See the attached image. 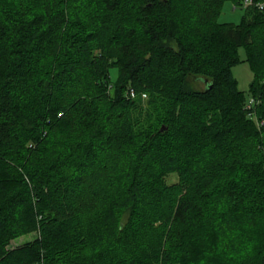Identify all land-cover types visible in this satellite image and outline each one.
Here are the masks:
<instances>
[{"label":"trees","instance_id":"16d2710c","mask_svg":"<svg viewBox=\"0 0 264 264\" xmlns=\"http://www.w3.org/2000/svg\"><path fill=\"white\" fill-rule=\"evenodd\" d=\"M224 1L0 0V264H264V9Z\"/></svg>","mask_w":264,"mask_h":264},{"label":"rangeland","instance_id":"374dc122","mask_svg":"<svg viewBox=\"0 0 264 264\" xmlns=\"http://www.w3.org/2000/svg\"><path fill=\"white\" fill-rule=\"evenodd\" d=\"M243 13V7L241 6H235L232 4V1L226 0L224 1L222 8L220 10V13L218 15V21L221 22H238L240 20V17ZM238 54L241 59L244 58L245 53L243 47H240L238 49ZM231 73L233 77L237 81V86L239 89L246 91L248 84L251 80L252 73L248 66V63L246 61H239L238 63L234 64L231 67ZM117 74V70L115 67H112L110 69V77L111 79H114ZM204 85L203 82L199 81L197 86L202 87ZM248 97V95H246ZM166 180L170 183L176 180L175 174H170L167 176ZM35 236V233H29L22 235L14 240L11 241L10 246H17L27 240L32 239Z\"/></svg>","mask_w":264,"mask_h":264},{"label":"built area","instance_id":"2783aa9c","mask_svg":"<svg viewBox=\"0 0 264 264\" xmlns=\"http://www.w3.org/2000/svg\"><path fill=\"white\" fill-rule=\"evenodd\" d=\"M255 5L256 7H258L259 9H264V0L263 1H257V2H253L252 0H242V6H248V5ZM129 95H133V90L130 88L128 90ZM257 103V99H255L253 96L249 95L244 103V109L247 111V114L250 117H255V111H254V107L256 106ZM258 124L263 123L262 120H257Z\"/></svg>","mask_w":264,"mask_h":264}]
</instances>
